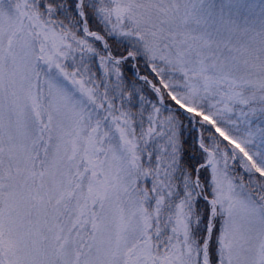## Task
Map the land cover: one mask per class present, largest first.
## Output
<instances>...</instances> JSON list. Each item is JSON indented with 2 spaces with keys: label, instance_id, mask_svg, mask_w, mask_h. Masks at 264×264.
Returning <instances> with one entry per match:
<instances>
[{
  "label": "snow or ice",
  "instance_id": "obj_1",
  "mask_svg": "<svg viewBox=\"0 0 264 264\" xmlns=\"http://www.w3.org/2000/svg\"><path fill=\"white\" fill-rule=\"evenodd\" d=\"M0 264H264V0H0Z\"/></svg>",
  "mask_w": 264,
  "mask_h": 264
}]
</instances>
